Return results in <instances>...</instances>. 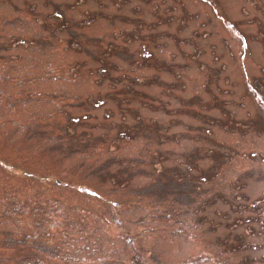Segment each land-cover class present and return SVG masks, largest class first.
<instances>
[{"label": "rangeland", "instance_id": "obj_1", "mask_svg": "<svg viewBox=\"0 0 264 264\" xmlns=\"http://www.w3.org/2000/svg\"><path fill=\"white\" fill-rule=\"evenodd\" d=\"M0 264H264V0H0Z\"/></svg>", "mask_w": 264, "mask_h": 264}]
</instances>
